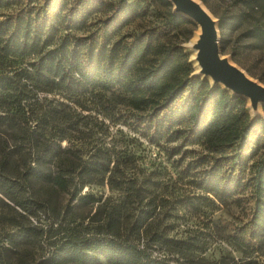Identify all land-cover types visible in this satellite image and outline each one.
<instances>
[{"label":"trees","instance_id":"1","mask_svg":"<svg viewBox=\"0 0 264 264\" xmlns=\"http://www.w3.org/2000/svg\"><path fill=\"white\" fill-rule=\"evenodd\" d=\"M160 1L165 15L141 26L145 0H0V125L9 130L4 143L12 146L0 158L1 173L14 149L29 145L34 155L23 161L24 177L67 189L70 178L83 184L96 176L118 196L95 225L64 230L51 257L39 263L21 255L40 230L20 224L5 248L16 258L5 264H173L151 248L185 256L195 244L161 228L159 202L179 208L230 198L244 188L253 206L239 232L242 242L253 249L264 240V105L263 115L252 119L244 97L194 74L188 52L174 39L182 24L193 22L174 12L170 0ZM233 1L242 8L235 27L246 24L234 41L249 40L263 51L264 0ZM219 27L225 53L230 39L223 22ZM236 49L230 51L235 61ZM244 69L264 84V56ZM120 121L136 134L111 130ZM96 131L101 140L93 138ZM140 136L163 155L147 166L137 153ZM165 178H196V192L155 200L157 189L169 184ZM0 191L28 210L1 180ZM90 199L79 196L83 203ZM127 210L137 212L128 220Z\"/></svg>","mask_w":264,"mask_h":264},{"label":"rangeland","instance_id":"2","mask_svg":"<svg viewBox=\"0 0 264 264\" xmlns=\"http://www.w3.org/2000/svg\"><path fill=\"white\" fill-rule=\"evenodd\" d=\"M145 1L148 2V16L138 23L141 26L149 25L153 21L159 20L168 10L161 4L160 0ZM199 1L210 12L216 23L218 43L222 37L219 23L220 21L223 22V33L226 38L230 39V43L227 46V52L222 53V55L246 72L244 67L251 66L260 56H264V50L262 51L251 45L252 42L249 40H240L238 43L234 41L246 26L243 23L235 27V22L242 8L238 7L233 0H207V4L202 0ZM172 9L174 10V6ZM192 22V24H182L174 37L188 52L189 57L191 50L187 47V43L199 30L198 25L194 21ZM234 48H237V61L233 60L230 54V51ZM254 71L259 72L258 70ZM246 73L248 74V72ZM194 74H196L195 66ZM248 75L251 76L250 74ZM201 77L206 78L204 76ZM251 77L254 78L253 76ZM209 81L211 84H215L212 80L209 79ZM246 105L248 107L247 99ZM263 105L259 104L253 113L248 107L252 119L263 115ZM83 113L86 112L84 111ZM110 126L113 131L118 128L127 131L129 134H136L122 121L116 123V126L112 124ZM85 131L87 132V129ZM86 132L82 133L85 139L88 136ZM92 136L96 140H101V132L96 131ZM8 138L9 130L4 125H0V158L5 151L12 147L4 143V140ZM140 141L142 144L138 146L137 153L142 154L139 159L142 165L147 166L149 160L153 157L159 156L161 158L163 156L158 154V148L154 144L148 143L146 137L140 136ZM64 144H66V141L62 142V145ZM87 148V146L83 148L84 154L87 152ZM141 148L143 150H140ZM186 149L197 152L200 146L188 145ZM33 152V148L29 145H24L19 150L14 149L10 163L6 167L7 172L1 173L0 171V176H2L0 180L5 186H11L14 192L21 199H25L29 206L28 210H23L21 206L6 198L0 191V198H2V201H0V259L4 264L9 260L11 261L12 256L13 259L16 258L14 254H11L5 248L9 246V234H18L22 224L36 227L40 230V233L30 238L34 239V241L23 249L21 255L25 260L39 263L51 257L54 249V240L64 230H72L75 227L82 229V226L90 221L95 225L98 222L97 218L104 217L106 204L117 202V192L111 190L105 181L103 182L96 176L88 178L83 184H81L82 181L79 178H70L67 189H59L53 183L39 178L24 177L22 174L23 161L32 157L34 155ZM143 154L145 155L143 156ZM29 162L33 166L34 163L32 161ZM52 167L54 169V163ZM165 179L169 181V184L166 183L163 186L164 188L157 189L159 192L156 193L158 196L155 200H159L162 195L173 200V197L181 192H196L193 183L196 178ZM192 194L193 192H190V195ZM80 195H91L94 200L90 199L88 203L80 202ZM151 196V194L147 196L144 202ZM250 196L249 188H244L230 198L222 200L212 198L211 201L200 200L199 202L194 200L190 202L192 205L188 203L179 208L177 207L178 203L176 204L174 201H160L157 209H160L157 223H159L161 228L166 227L170 235L173 234L179 238H184L189 242H193L195 246L190 251H187L185 256H181L178 253H170L166 246L155 245L151 248L153 255L161 254L166 256L168 261L173 264H264V240L256 244L255 248L247 247L248 249H246L242 242V235L239 233L251 218L253 203ZM174 207H177L178 210L174 211ZM134 212H137V210L126 213L128 220L135 214ZM140 242L142 243L143 239ZM99 258L102 259L101 256ZM251 259H254V262Z\"/></svg>","mask_w":264,"mask_h":264},{"label":"water","instance_id":"3","mask_svg":"<svg viewBox=\"0 0 264 264\" xmlns=\"http://www.w3.org/2000/svg\"><path fill=\"white\" fill-rule=\"evenodd\" d=\"M174 12L181 13L199 24L201 33L194 44L196 60L201 72L211 76L215 84L233 94L250 100L252 108L264 104V84L249 76L222 55L217 39L216 23L194 0H170Z\"/></svg>","mask_w":264,"mask_h":264},{"label":"bare ground","instance_id":"4","mask_svg":"<svg viewBox=\"0 0 264 264\" xmlns=\"http://www.w3.org/2000/svg\"><path fill=\"white\" fill-rule=\"evenodd\" d=\"M194 1L197 2V3L201 6V8L204 9V10L206 11V13H208V15H210V17H212L211 14H210V12L204 7V5H203L199 0H194ZM212 19H213V18H212ZM197 25H198V27H199L198 32H197V33L195 34V36H194V37H193V38L187 43V47L191 50V51H190V59H191L193 65L195 66V73H196V75L204 76V77H206V78L212 80V78H211L210 75H208V74H204V73L201 72L200 65L198 64V62H197V60H196V58H195V56H196V49L194 48V44H195V42H196V40H197L198 35L201 33V27H200L199 24H197ZM230 91H231V90H230ZM247 100H248V107H249L251 113L255 112V110H256V108H258L259 104H258V106H257L256 108H252L251 105H250V100H249L248 97H247Z\"/></svg>","mask_w":264,"mask_h":264}]
</instances>
